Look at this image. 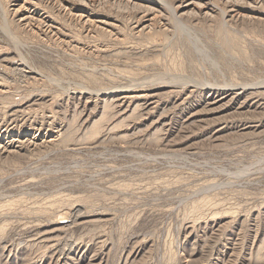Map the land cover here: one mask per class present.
Returning a JSON list of instances; mask_svg holds the SVG:
<instances>
[{"label":"rangeland","instance_id":"1","mask_svg":"<svg viewBox=\"0 0 264 264\" xmlns=\"http://www.w3.org/2000/svg\"><path fill=\"white\" fill-rule=\"evenodd\" d=\"M160 1L0 0V264H264V0Z\"/></svg>","mask_w":264,"mask_h":264},{"label":"bare ground","instance_id":"2","mask_svg":"<svg viewBox=\"0 0 264 264\" xmlns=\"http://www.w3.org/2000/svg\"><path fill=\"white\" fill-rule=\"evenodd\" d=\"M184 1V0H183ZM226 1H235V0H226ZM150 2V1H149ZM161 2V3H160ZM159 3L161 4V6L163 5L162 3H165L166 5H168V8H169V10H170V12L172 13V15L174 16V18L175 19H179L178 18V16H176V14H175V7L173 6V5H169V3L167 2V0H161ZM158 3V4H159ZM198 3H199V5L201 6H206V2L205 1H201V0H198ZM154 4V3H153ZM156 4V3H155ZM165 5V6H166ZM156 5H154V6H152V7H150V6H146V9H150V10H155L156 9ZM214 8V7H213ZM205 9H207L206 10V12H205V14L207 15V14H210L212 11H209V9H212V8H205ZM215 9V8H214ZM213 9V10H214ZM31 14H29L28 15V18L27 19H37L39 22H41V23H44V24H47L48 23V19H47V16H45V15H40V14H38L37 12L35 13V10L34 11H31L30 12ZM31 15V16H30ZM225 15V14H224ZM35 16H37V17H35ZM88 18V20H89V17H87ZM2 81V80H1ZM1 87V86H0ZM3 89V88H2ZM5 131V130H4ZM11 132V131H10ZM18 132V131H17ZM6 133H8V132H6ZM13 135V134H12ZM18 137H20V136H18ZM6 138V134H4L3 132H0V150H8L10 147H11V143H12V141L13 140H11V141H6V140H4ZM10 139H12V138H10ZM14 139V138H13ZM18 139V138H17ZM16 138L14 139V140H17ZM23 140V139H22ZM14 142V141H13ZM17 142V141H16ZM17 145H15V146H13V147H16Z\"/></svg>","mask_w":264,"mask_h":264}]
</instances>
